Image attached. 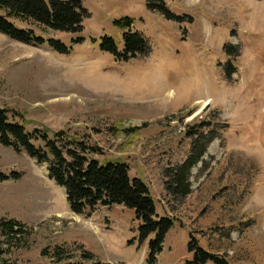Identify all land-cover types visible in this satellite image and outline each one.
<instances>
[{"label": "rangeland", "instance_id": "rangeland-1", "mask_svg": "<svg viewBox=\"0 0 264 264\" xmlns=\"http://www.w3.org/2000/svg\"><path fill=\"white\" fill-rule=\"evenodd\" d=\"M81 1L90 17L80 33L17 22L62 41L68 54L0 32V108L29 131L63 130L99 146L100 160L128 164L157 214L175 218L155 264H188L191 235L230 264H264V0H162L180 20L161 12V0ZM125 17L151 51L119 62L100 41L110 35L122 49L128 30L115 22ZM202 121L218 138L192 171V193L174 199L165 171L186 159L188 129ZM1 173L10 178L0 177V221L33 229L25 247L0 259L54 264L43 252L60 246L74 256L62 264H151L154 235L140 240L135 210L114 204L77 214L46 165L0 143ZM80 247L94 259L82 261Z\"/></svg>", "mask_w": 264, "mask_h": 264}, {"label": "trees", "instance_id": "trees-1", "mask_svg": "<svg viewBox=\"0 0 264 264\" xmlns=\"http://www.w3.org/2000/svg\"><path fill=\"white\" fill-rule=\"evenodd\" d=\"M162 1V0H161ZM154 8L155 2L149 1ZM161 12L168 19L180 20L166 8L162 1ZM90 17L89 10L81 0H0V32L16 41L40 46L45 43L60 54H68L70 49L60 40L46 39L35 30L23 28L17 22H36L44 26L71 33H80L84 29V21ZM116 25L127 29L123 33V47L120 49L114 37H101L100 48L111 53L116 61L125 62L138 55L146 56L151 46L145 35L139 31H131L134 20L125 17L117 20ZM84 38L74 40L82 41ZM191 145L186 159L166 169L164 185L167 194L174 199L182 200L192 193V171L204 160L209 145L218 138L217 132L207 122L192 125L189 129ZM0 143L12 148L17 153H27L39 164L46 165L49 177L66 191L67 201L71 210L77 214H90L100 206L110 207L121 204L135 210L140 220V240L144 241L151 235L149 242L150 263L155 264L163 250L167 232L172 228L175 218L160 217L149 186L140 178H132L128 164L121 159L100 160L99 146L88 144L70 136L65 131L48 132L45 129L29 131L25 122L12 120L6 108H0ZM13 178H19L13 174ZM2 180L10 177L0 174ZM33 229V228H31ZM27 224L15 219L0 221V249L6 253L12 248L25 247L22 239L32 232ZM82 261L93 260V255L80 247ZM189 251L193 259L188 264H230L227 255L214 254L201 246L199 240L191 235ZM51 257L54 264H62L72 259L64 247H57L52 253L43 252ZM0 264H20L1 258ZM68 264H84L71 262ZM102 264V263H97Z\"/></svg>", "mask_w": 264, "mask_h": 264}]
</instances>
